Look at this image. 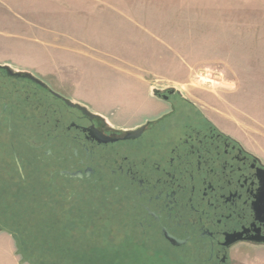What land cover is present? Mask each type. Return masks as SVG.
Listing matches in <instances>:
<instances>
[{"label":"rangeland","instance_id":"374dc122","mask_svg":"<svg viewBox=\"0 0 264 264\" xmlns=\"http://www.w3.org/2000/svg\"><path fill=\"white\" fill-rule=\"evenodd\" d=\"M123 12L125 16L86 9L85 18L32 23L6 16L0 19V67L31 73L112 126L139 124L162 109L150 92L172 88L213 124L233 129L209 108L211 103L221 107L223 100L231 103L230 112L240 113V24L228 25L226 32L216 19L219 9L217 14L210 5L186 12L191 24L184 18L181 26L173 24L172 5ZM60 13L64 11H56ZM222 13L234 22L240 17V10L232 7ZM130 18L140 25L131 24ZM175 31L182 39L191 34V48L202 54L179 57L172 50ZM207 31L218 40L209 42L210 54L205 55L202 39ZM222 33L230 38L227 55L220 49ZM14 86L18 84L5 79L6 89ZM28 121L20 122L24 135L19 138L0 130V264H184L170 259L176 253L161 245L131 248L120 213L93 188L63 183L59 177L52 182L48 161L36 153L31 158ZM241 264L258 263L243 258Z\"/></svg>","mask_w":264,"mask_h":264},{"label":"flooded vegetation","instance_id":"af4514ba","mask_svg":"<svg viewBox=\"0 0 264 264\" xmlns=\"http://www.w3.org/2000/svg\"><path fill=\"white\" fill-rule=\"evenodd\" d=\"M8 69L0 68V130L19 138L30 120L31 158L48 161L52 182L104 195L131 248L161 245L184 264H264V164L180 92L153 89L162 109L121 128ZM5 79L18 86L9 91Z\"/></svg>","mask_w":264,"mask_h":264},{"label":"crops","instance_id":"0c3cea01","mask_svg":"<svg viewBox=\"0 0 264 264\" xmlns=\"http://www.w3.org/2000/svg\"><path fill=\"white\" fill-rule=\"evenodd\" d=\"M170 5L174 10V25L186 24V22H182L184 18L188 19V23L191 24L192 17H185L184 14L186 12L191 14V10L194 8L206 9L209 5L211 9L216 10L217 14L219 9L220 16L216 19L220 18V24H224L226 32L229 30L228 25L240 24L237 38L240 44V113L230 112L231 103L221 100V107L210 104L209 113L226 120L233 126V129L232 127L224 129L208 119L218 130L234 138L246 152L264 164V0H0V12H2L0 19L9 16L18 20L29 19V23L41 20H63L68 17L79 19L88 15L84 13L86 9H105L112 14L125 16L123 10L149 7L166 8ZM229 7L240 10V17L236 22L230 21L222 13V10L225 9V14H227L226 10ZM53 10L55 11L53 12ZM59 10L64 11V13H60V16L56 14V11ZM211 22L209 23L212 24ZM130 23L136 26L140 25L132 18H130ZM211 33V31H207L204 34L205 37L201 38L205 41V55L210 54L207 52L212 46L209 42L214 39L218 40V38H213L214 35ZM221 35H225V37H220V49L225 51L222 55H227L229 44L226 42L230 38L226 37L224 33ZM181 36V33L175 31L171 39L172 50L176 48L179 51L177 53L179 57L202 54L201 51L194 52L195 50L191 48L190 42L193 39L191 34L187 39H182ZM183 40H188L189 43H182ZM231 40H235V38H231ZM184 68L190 67L184 66ZM237 88L222 92L232 93Z\"/></svg>","mask_w":264,"mask_h":264},{"label":"water","instance_id":"95a60500","mask_svg":"<svg viewBox=\"0 0 264 264\" xmlns=\"http://www.w3.org/2000/svg\"><path fill=\"white\" fill-rule=\"evenodd\" d=\"M4 68V67H3ZM5 69L9 72V69L5 67ZM12 76H19V73H11Z\"/></svg>","mask_w":264,"mask_h":264},{"label":"trees","instance_id":"16d2710c","mask_svg":"<svg viewBox=\"0 0 264 264\" xmlns=\"http://www.w3.org/2000/svg\"><path fill=\"white\" fill-rule=\"evenodd\" d=\"M0 68H2V67H0ZM2 230H4V229H2ZM24 262V261H23ZM27 263H29V264H35V263H30V262H27Z\"/></svg>","mask_w":264,"mask_h":264}]
</instances>
